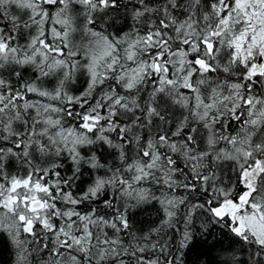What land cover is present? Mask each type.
<instances>
[{"label":"snow or ice","instance_id":"6c2138e0","mask_svg":"<svg viewBox=\"0 0 264 264\" xmlns=\"http://www.w3.org/2000/svg\"><path fill=\"white\" fill-rule=\"evenodd\" d=\"M213 228L197 264H264V0H0L11 264H184Z\"/></svg>","mask_w":264,"mask_h":264},{"label":"trees","instance_id":"16d2710c","mask_svg":"<svg viewBox=\"0 0 264 264\" xmlns=\"http://www.w3.org/2000/svg\"><path fill=\"white\" fill-rule=\"evenodd\" d=\"M116 27H120V25L114 26L113 29L115 30ZM109 162H111V158H109ZM154 202H150L147 204H143L140 209L134 210L135 215V222L137 223V226H150L154 224V222H157V212L156 209L159 207V205H154ZM200 225V221H195V230L198 231ZM212 232L214 235L204 237L202 240H200L195 247L192 248L190 254H186L184 257V264H197V256L198 253L205 251L206 249L211 252V255L215 256L217 255V252L219 250V245H216L215 249H211L209 246L213 245L216 241V239L219 236V229L213 228ZM206 240V243L204 241ZM229 241H225V246ZM203 245V246H201ZM241 244L237 243L235 245V249L237 251L238 255L243 256L244 254L240 252ZM187 252V250H185ZM207 259V257H203L201 259V264H203V260ZM0 264H11V256H10V246L6 247L4 243L0 242Z\"/></svg>","mask_w":264,"mask_h":264}]
</instances>
